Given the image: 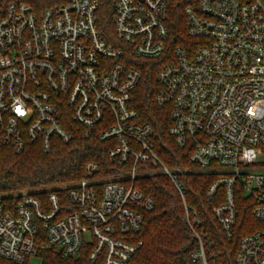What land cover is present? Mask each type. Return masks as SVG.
<instances>
[{"label": "built area", "instance_id": "2783aa9c", "mask_svg": "<svg viewBox=\"0 0 264 264\" xmlns=\"http://www.w3.org/2000/svg\"><path fill=\"white\" fill-rule=\"evenodd\" d=\"M110 4L111 32L98 22ZM171 0H65L42 10L0 0V156L27 145L49 152L68 144L72 122L105 142L104 164L89 161L65 194H22L0 201V260L31 264L39 249L62 259L87 249L91 263L129 264L141 247L144 213L154 202L136 185L165 175L181 199L195 247L193 264H229L185 201L181 176L210 173L211 215L227 241L236 197L251 201L259 227L240 238L231 264H264V0H192L183 10L185 45L172 46ZM138 59L163 63L159 106L170 109L168 135L190 146V167L158 157L153 129L139 122L131 94ZM39 241V242H38Z\"/></svg>", "mask_w": 264, "mask_h": 264}, {"label": "trees", "instance_id": "16d2710c", "mask_svg": "<svg viewBox=\"0 0 264 264\" xmlns=\"http://www.w3.org/2000/svg\"><path fill=\"white\" fill-rule=\"evenodd\" d=\"M12 1V0H6ZM29 4L34 10L62 4L65 0H17ZM192 0H171L167 9V28L172 46L185 45L183 10ZM110 4L103 2L98 22L101 30L111 32ZM140 72V79L131 94V107L137 112L138 120L151 125L155 152L169 168L190 167L188 156L190 146L179 148L167 133L170 125V109L156 103L160 85L157 75L163 63L159 60L138 59L132 63ZM73 138L68 144L56 141L49 152H43L37 145H27L16 154L8 148H1L0 156V201L16 200L26 194L43 197L51 192L61 195L77 182L89 161L104 164L105 142L96 134L84 138L81 128L72 122ZM185 187V201L191 205L203 221V227L213 236L216 249L221 252L224 263L231 264L241 237L259 227L251 216V201L241 193L236 197L237 220L231 241H227L211 215V208L223 201V195L207 201L206 190L213 181L210 173H192L181 176ZM136 185L151 197L153 210L144 213L143 225L138 234L141 247L129 264H193L190 254L195 242L184 217L182 202L169 179L154 173L140 178ZM39 242V241H38ZM37 256L42 264H100L87 259V249L71 259H62L54 250L39 249ZM0 264H9L0 260Z\"/></svg>", "mask_w": 264, "mask_h": 264}, {"label": "rangeland", "instance_id": "374dc122", "mask_svg": "<svg viewBox=\"0 0 264 264\" xmlns=\"http://www.w3.org/2000/svg\"><path fill=\"white\" fill-rule=\"evenodd\" d=\"M30 263H31V264H38L39 261H38V259H32Z\"/></svg>", "mask_w": 264, "mask_h": 264}]
</instances>
